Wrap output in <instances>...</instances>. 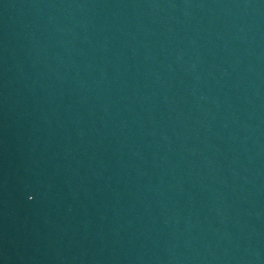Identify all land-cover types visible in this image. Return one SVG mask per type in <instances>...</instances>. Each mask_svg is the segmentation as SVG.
Instances as JSON below:
<instances>
[{
    "label": "water",
    "instance_id": "obj_1",
    "mask_svg": "<svg viewBox=\"0 0 264 264\" xmlns=\"http://www.w3.org/2000/svg\"><path fill=\"white\" fill-rule=\"evenodd\" d=\"M0 264H264V0H0Z\"/></svg>",
    "mask_w": 264,
    "mask_h": 264
}]
</instances>
